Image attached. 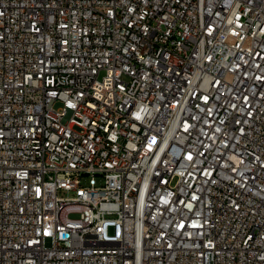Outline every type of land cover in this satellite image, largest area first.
Segmentation results:
<instances>
[{"label":"built area","instance_id":"built-area-1","mask_svg":"<svg viewBox=\"0 0 264 264\" xmlns=\"http://www.w3.org/2000/svg\"><path fill=\"white\" fill-rule=\"evenodd\" d=\"M0 264H264V0H0Z\"/></svg>","mask_w":264,"mask_h":264},{"label":"rangeland","instance_id":"rangeland-1","mask_svg":"<svg viewBox=\"0 0 264 264\" xmlns=\"http://www.w3.org/2000/svg\"><path fill=\"white\" fill-rule=\"evenodd\" d=\"M123 79L124 80H129V77L127 76V75H124L123 76ZM61 104L60 103H58L57 105H56V107H59ZM74 217V216H73Z\"/></svg>","mask_w":264,"mask_h":264}]
</instances>
